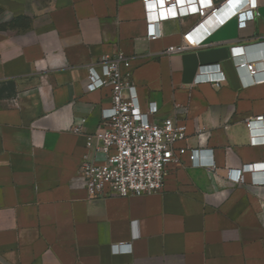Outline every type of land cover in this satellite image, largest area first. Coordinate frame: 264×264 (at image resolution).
Returning a JSON list of instances; mask_svg holds the SVG:
<instances>
[{"label":"crops","instance_id":"1","mask_svg":"<svg viewBox=\"0 0 264 264\" xmlns=\"http://www.w3.org/2000/svg\"><path fill=\"white\" fill-rule=\"evenodd\" d=\"M251 1L245 26L231 19L168 55L197 16L162 21L152 41L143 0H0V264H264L262 177L228 176L264 162L246 127L264 116V83L237 65L264 61V0ZM104 57L129 63L142 111L158 107L154 121L184 122L178 147L202 166L189 152L158 193L90 198L79 178L85 134L100 129L112 95L86 90L87 68ZM216 64L220 88L194 83ZM121 243L131 252L115 251Z\"/></svg>","mask_w":264,"mask_h":264},{"label":"built area","instance_id":"2","mask_svg":"<svg viewBox=\"0 0 264 264\" xmlns=\"http://www.w3.org/2000/svg\"><path fill=\"white\" fill-rule=\"evenodd\" d=\"M148 25L147 37L155 41L160 37L159 24L164 20L197 16L198 21L183 35L181 45L167 49L168 55L181 54L201 45L214 30L227 21L237 18L240 26L254 20L256 13L251 0H143ZM251 8V9H249ZM247 68L252 81L264 83V61L238 63ZM129 63L122 57H104L99 65L89 66L86 90L94 92L111 88V108L102 112L100 129L86 133L89 154L84 160L79 178L92 199L106 197H139L160 192L166 181L167 167L190 152L194 166H202L197 151L178 144L187 138L186 126L178 117L154 121L158 112L156 104H150L148 112L142 111L131 72H123ZM226 75L220 64L201 66L195 84L209 83L220 88ZM179 109L180 106L176 105ZM251 145H264V116L246 121ZM77 131V129H76ZM214 168V163H211ZM260 175L264 183V162L231 169L228 176L237 183L243 182V174ZM115 251L131 252V245L121 243Z\"/></svg>","mask_w":264,"mask_h":264}]
</instances>
